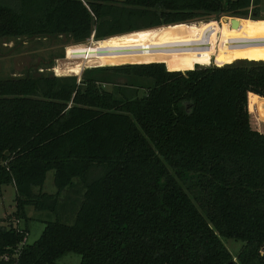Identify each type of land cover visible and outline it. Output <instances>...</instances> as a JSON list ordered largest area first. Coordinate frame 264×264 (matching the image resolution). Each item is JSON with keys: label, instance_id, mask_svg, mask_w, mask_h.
Returning <instances> with one entry per match:
<instances>
[{"label": "trees", "instance_id": "1", "mask_svg": "<svg viewBox=\"0 0 264 264\" xmlns=\"http://www.w3.org/2000/svg\"><path fill=\"white\" fill-rule=\"evenodd\" d=\"M85 2L0 0L1 41L65 36L79 50L94 32L108 38L87 43L110 54L92 55L88 67L113 65L79 80L42 72L0 79V187L15 189L0 264H54L69 252L80 264H264V133L248 110L249 93L264 97V60L194 67L213 61H196L210 26H164L256 19L264 0ZM246 28V49L219 61L264 57V24ZM109 72L148 83L106 90ZM49 170L53 194L41 191ZM72 187L67 201L76 194L79 205L69 224L59 208ZM27 206L57 215L32 243L11 223L28 219ZM222 238L242 242L235 257Z\"/></svg>", "mask_w": 264, "mask_h": 264}, {"label": "rangeland", "instance_id": "2", "mask_svg": "<svg viewBox=\"0 0 264 264\" xmlns=\"http://www.w3.org/2000/svg\"><path fill=\"white\" fill-rule=\"evenodd\" d=\"M103 1L111 4L122 5L121 3L123 0H103ZM242 17L246 19L250 18V20H252L253 22H257L259 24H264V16H260L256 19H253L250 16H242ZM242 17H236V18H242ZM213 18L216 17L201 18L191 22H182V23L169 24L164 26L197 23L204 20L207 21ZM231 18H234V16ZM219 26L221 29L224 30L223 23L220 24ZM150 29H154V28H150ZM150 29H141L137 31H144ZM218 31H220V29H218ZM132 32H136V31H132ZM227 34L229 35H227L225 39L224 36L222 37L218 36V38L216 39L214 56L211 50L214 41V37L212 36H216L217 34L212 36L206 35L205 38L202 41H200L201 48H199L202 49L204 53L203 57L197 59L196 61L206 63L207 60L212 57L211 61L212 60L213 61L210 62L211 63L210 66H217L220 64H230L238 59L264 60V57H253V58L237 57L230 60L219 61L218 58H224L225 56H229V55H236L244 51L247 46L248 41L245 38L246 34L241 36L240 35L235 36V35H230L229 31L227 32ZM105 38L108 37L96 38L93 34H91L88 37V39L85 42H83L86 44L79 46L80 47L79 50H74L75 47H78V45L74 43L69 37H65V36L48 37V38H30V39L21 38L18 40H13L8 42H3L0 40V79L10 76H23L28 73L35 74L37 72H42V73H50L54 76H76V78L79 80L84 70L100 69L101 67L103 68L106 66H113V65H104L100 67H88L92 55L101 58L102 57L107 58V56L110 53H107L108 51H106L104 48H99V47L94 48L93 45H89L87 42H89V40L96 41ZM89 48H92V52ZM70 58L72 60L75 59L74 63L73 61H71ZM69 60L71 61L70 63H72V67L68 69L66 72L57 73L53 71L55 64H58L60 67H65L68 64ZM183 62L188 63L187 60H184ZM204 65H200V64L198 65L196 63L194 67L196 66L208 67ZM167 67L170 69L177 68L174 65L172 66L171 63H167V66L165 65V68L168 69ZM180 71L184 72L183 70ZM108 74H109L108 80L110 82L104 83L102 85L106 90H115L116 85L130 87L128 85L131 83L132 80L134 87L137 86V84L140 85L145 82L148 83V80L146 79L133 77L123 72H111V73L109 72ZM134 87H130V88L134 89ZM136 91L137 94L141 96L142 94H144L145 90L144 88L139 87V89L137 88ZM254 95L255 94L253 92L248 94V110L250 112L249 113L250 124L253 129L260 130L262 133H264V121H263L264 105H261L262 116L259 118L256 112H254V110H252V108H250L249 106L250 101H252V99L256 97ZM260 101H262V99ZM53 173H54L53 170H49L47 172L45 180L41 187V191L50 194L56 192V186L53 181ZM75 181L77 182L76 179ZM75 189L76 187H72L64 190L60 198L61 201H60L59 210L62 211V214L64 213L62 216V220L69 224L73 222L74 215L76 213L79 204L78 201L76 200L77 199L76 194L74 195L76 203L75 202L71 203V201H67L68 200L67 195L73 196L74 194L73 190ZM33 191L39 192V187H33ZM63 196H65V198ZM14 210H15V189L12 185H3L0 187V227L8 225L9 222L6 220V218L10 216L14 212ZM26 213L28 216L27 220L24 219H20L18 221L14 219L11 220V223H13L14 225L27 228L28 233L26 235V240H25L26 243H32L38 238L44 227L45 221L55 220L57 217L55 213L48 211H38L35 210L32 206L26 207ZM222 241L224 245L227 247V249L231 252L232 256L235 257L242 245V242L231 238H222ZM80 261H81L80 254L69 252L58 258L54 264H80Z\"/></svg>", "mask_w": 264, "mask_h": 264}, {"label": "bare ground", "instance_id": "3", "mask_svg": "<svg viewBox=\"0 0 264 264\" xmlns=\"http://www.w3.org/2000/svg\"><path fill=\"white\" fill-rule=\"evenodd\" d=\"M222 23L224 26V30L221 29L219 26ZM246 24H249V26H251L250 18H247V19L246 18H236V17L231 18L228 16H222L220 19L213 18V19H209L207 21L204 20V21H200L197 23H187V24H179V25H183L186 27L191 26V25H194L196 27L203 26V25H205V26L209 25L210 26L209 30L208 29H206V30L202 29L201 31H206V33H207L203 37H205L206 35L212 36V35L217 34L216 36H212V37H214V41H213V45H212L211 50H212V53L214 56L215 47H216V39L218 38V36H220V37L224 36V39H225L227 37V35H229V34H227L228 31H229L230 35H235V36H238V35L241 36V35L247 34V32L249 30H247V28H246V30L243 29V27H245ZM174 26H176V25H174ZM218 29H220V31H218ZM211 59H212V57L210 59H208L207 62L211 61ZM139 63H145V62H139ZM158 63H160V62H158ZM183 63H185V62L182 61L181 64H183ZM197 64L199 65V63H197ZM254 94H255L254 96H256V97L254 99H252V101H250L249 106H250V108H252V110H254V112H256V114L258 115V118H259L262 116L261 105H264V97H262L256 93H254ZM261 99H262V101H260Z\"/></svg>", "mask_w": 264, "mask_h": 264}, {"label": "built area", "instance_id": "4", "mask_svg": "<svg viewBox=\"0 0 264 264\" xmlns=\"http://www.w3.org/2000/svg\"><path fill=\"white\" fill-rule=\"evenodd\" d=\"M81 1H82V3H83L86 7H88L87 4H86V2H85V0H81ZM252 1H253V0H250V5L252 4ZM221 17H222V15H221ZM221 17L219 16V17H216L215 19H220ZM92 34L94 35V32H93ZM210 64H211V63H209V64H207V65H204V66H208V67H209ZM22 244H23V243H21V245H22ZM17 252H18V248H17L16 254H17ZM234 259H235V258H234ZM2 260H3V261H8L9 258H8L7 256H3V257H2Z\"/></svg>", "mask_w": 264, "mask_h": 264}, {"label": "water", "instance_id": "5", "mask_svg": "<svg viewBox=\"0 0 264 264\" xmlns=\"http://www.w3.org/2000/svg\"><path fill=\"white\" fill-rule=\"evenodd\" d=\"M256 94H258V92L257 91H254ZM259 95V94H258Z\"/></svg>", "mask_w": 264, "mask_h": 264}, {"label": "crops", "instance_id": "6", "mask_svg": "<svg viewBox=\"0 0 264 264\" xmlns=\"http://www.w3.org/2000/svg\"><path fill=\"white\" fill-rule=\"evenodd\" d=\"M250 113V112H249ZM258 119V118H257ZM264 121V120H263ZM259 132H261L260 130H258ZM262 133V132H261Z\"/></svg>", "mask_w": 264, "mask_h": 264}]
</instances>
